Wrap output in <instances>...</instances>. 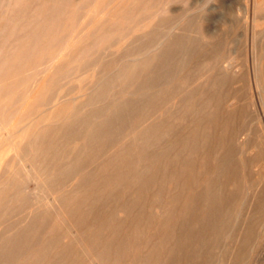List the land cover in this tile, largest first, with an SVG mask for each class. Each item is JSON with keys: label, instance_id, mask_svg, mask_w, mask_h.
<instances>
[{"label": "rangeland", "instance_id": "rangeland-1", "mask_svg": "<svg viewBox=\"0 0 264 264\" xmlns=\"http://www.w3.org/2000/svg\"><path fill=\"white\" fill-rule=\"evenodd\" d=\"M0 58V264H264V0H0Z\"/></svg>", "mask_w": 264, "mask_h": 264}, {"label": "bare ground", "instance_id": "bare-ground-1", "mask_svg": "<svg viewBox=\"0 0 264 264\" xmlns=\"http://www.w3.org/2000/svg\"><path fill=\"white\" fill-rule=\"evenodd\" d=\"M15 1H16V0H15ZM45 2H46V1H45ZM254 2H255V1H254ZM43 3H44V2H43ZM46 3H47V2H46ZM253 4H254V3H253ZM262 5H263V4H262ZM262 5L257 4V5H256V10H257V9L259 10L260 8H262ZM43 6H44V5H42V8H43ZM36 7H37V6H36ZM54 9H55V8H54ZM40 10H42V9H40ZM55 10H56V9H55ZM55 10H54V11H55ZM58 11H59V10H58ZM60 11H63V10H60ZM55 12H56V11H55ZM55 12H54V14H55ZM45 13H46V12H45ZM45 13H44V14H45ZM61 13H62V12H61ZM37 14H38V13H37ZM57 14H58V13H57ZM57 14H56V17H58ZM35 15H36V14H35ZM35 15H34V17H35ZM54 16H55V15H54ZM54 16H53V17H54ZM59 16H60V14H59ZM36 18H37V17H36ZM54 18H55V17H54ZM57 19H58V18H57ZM33 20H34V19H33ZM35 20H36V19H35ZM35 20H34V21H35ZM42 20L44 21L43 17H42ZM52 20H53V19H52ZM54 20H55V22H57L56 18H55ZM46 21H47V20H46ZM46 21H45V22H46ZM40 22H41V21H40ZM40 22H39V23H40ZM36 23H38V22H36ZM36 23H35V24H36ZM49 23H50V22H49ZM57 23L59 24V22H57ZM65 23H66V22H65ZM65 23H64V24H65ZM26 24H29V23H26ZM26 24H25V25H26ZM44 25H45V24H44ZM44 25H43V24H41V25H39V26L33 25V26H36V27H35V31H33L31 35H32L33 37L39 35V34L43 31V29H45V28H43ZM46 25H47V24H46ZM53 25H54V23H53ZM27 27H28V26H27ZM48 27H50V26H48ZM24 29H25V28H24ZM24 29H23V30H24ZM30 29H32V28H30ZM49 29H50V28H49ZM53 29H54V28H53ZM23 30H22V31H23ZM27 32H28V31H27ZM48 33H49V31H48ZM22 34H23V33H22ZM22 34H21V35H22ZM27 34H28V33H27ZM27 34H26V35H27ZM23 35H24V34H23ZM41 35H42V34H41ZM39 36H40V35H39ZM46 36H47V35H46ZM28 37H29V36H28ZM20 38H21V37H20ZM25 38H26V37H25ZM29 38H30V37H29ZM39 38H40V37H38L37 39H39ZM22 39H23V37H22ZM40 39H41V38H40ZM40 39H39V40H40ZM47 39H48V38H46V40H47ZM26 41H27V40H26ZM26 41H25V43H26ZM33 42H34V41H33ZM42 42H45V41L42 40ZM3 43H4V42H3ZM25 43H24V44H25ZM26 44H27V43H26ZM46 44H48V42H46ZM22 45H23V44H21V46H22ZM33 45H34V44H33ZM39 45H40V44H39ZM24 46H25V45H24ZM24 46H23V47L21 48V50H20V51H23V53H24L25 51H27L28 49H30L29 46H27V45H26L25 47H24ZM34 46H35V45H34ZM41 46H42V45H41ZM41 46H40V47H41ZM45 46H47V45H45ZM45 46L43 47V49H45ZM1 47H2V46H1ZM34 48H35V47H34ZM69 48H70V47L65 48V51H64V52H66V50H68ZM2 49H3V48H2ZM11 49H12V48H11ZM37 49H38V48H37ZM43 49H42V50H43ZM71 49H72V48H71ZM33 50H34V49H33ZM33 50H31V51H33ZM11 51H12V50H11ZM11 51H10V52H11ZM68 51H69V50H68ZM68 51H67V52H68ZM34 52H35V51H34ZM82 52H83V51H82ZM23 53H22V54H23ZM30 53H31V52H30ZM41 53H42V51H41ZM15 54H16V52H15ZM22 54H21V55H22ZM27 54H28V53H27ZM27 54H26L27 59H29ZM67 54H68V53H67ZM16 55H17V54H16ZM34 55H35V53H34ZM63 55H65V54H63ZM68 55H69V54H68ZM13 56H14V55H13ZM13 56H12V57H13ZM57 56H58V55H57ZM163 56H164V55H163ZM13 58H14V57H13ZM154 58H155V57H154ZM0 59H1V58H0ZM7 59H8V57H7ZM20 59H21V58H20ZM22 59H24V58H22ZM25 60H26V59H25ZM7 61H8V60H7ZM12 61H13V60H12ZM18 61H19V60H18ZM18 61H16V62H18ZM74 61H75V60H74ZM22 62H24V61L22 60ZM8 63H9V62H8ZM26 63H27V62H26ZM29 63H31V62L28 61L27 65H28ZM22 64H23V63H22ZM54 64H55V63H54ZM9 65H10V63H9ZM12 65H13V63H12ZM1 67H2V66H1ZM7 67H8V66H7ZM5 68H6V67H5ZM24 68H25V66H24ZM17 69H18V68H17ZM3 70H4V69H3ZM5 70H6V69H5ZM21 70H22V69H21ZM25 70H26V69H25ZM0 71H1V70H0ZM26 71H27V70H26ZM2 72H4V71H2ZM48 73H49V72H48ZM2 74H3V73H2ZM16 74H18V73H17V70L12 69V66H10V67L8 68V70H6L5 75H3V76L0 75V76L2 77V78L0 79V85L2 84L3 81H6V79L9 80L10 78H16V77H14ZM41 78H42V77H41ZM42 79H43V78H42ZM40 80H41V79H40ZM125 80H126V79H125ZM15 83H16V82L14 81V84H11V85H9V86L15 85ZM17 84H18V83H17ZM4 85H5V84H4ZM4 85H1V86H0V93H2V92H1L2 89H3V90L6 89L7 85H6V87H5ZM9 86H8V87H9ZM12 90H13V88H12ZM14 90H15V89H14ZM8 91H9V90H8ZM14 92H15V91H14ZM37 92H38V88L36 89V91H34V95H35ZM43 92H44V91H43ZM3 94H4V93H3ZM29 94H30V93H29ZM10 95H11V93H10ZM10 95H9V96H10ZM3 96H4V95H3ZM32 96H33V95H32ZM33 97H34V96H33ZM33 97H31V98H33ZM31 98H30V99H31ZM4 99H5V98H4ZM67 101H68V100H67ZM2 102H4V101H2ZM0 104H1V103H0ZM19 109H20V108H19ZM17 114H19V113H17ZM41 117H42V116H41ZM143 117H144V116H143ZM143 117H142V118H143ZM34 118H35V117H34ZM59 118H60V116H59ZM43 119H44V118H43ZM19 120H21V119H19ZM41 120H42V119H41ZM143 120H144V119H143ZM17 123H18V122H17ZM140 123H141V122H140ZM146 123H147V122H146ZM137 127H138V126H137ZM141 127H143V126H141ZM7 129H8V128H7ZM2 130H3V129H2ZM6 131H7V130H6ZM1 133H2V132H1ZM8 133H9V131H8ZM9 134H10V133H9ZM3 135H4V134H3ZM77 135H78V134H77ZM78 137H79V136H78ZM80 137H81V136H80ZM80 139H81V138H80ZM30 144H31V143H30ZM80 148H81V147H80ZM50 150H51V149H50ZM31 152H32V150H31ZM31 152L29 151L28 156L26 155V157L29 159V161H33V158H32L33 155L31 154ZM27 153H28V152H27ZM73 153H74V152H73ZM36 159H37V158H36ZM44 161H45V160H44ZM30 164H31V163H30ZM23 165H24V164H23ZM41 167H42V166H41ZM47 196H48V195H47ZM49 199H50V198H49ZM36 201H37V200H36ZM60 208H61V207H60Z\"/></svg>", "mask_w": 264, "mask_h": 264}]
</instances>
